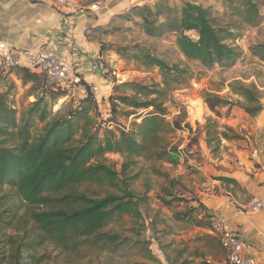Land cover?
I'll return each instance as SVG.
<instances>
[{"label": "trees", "instance_id": "obj_1", "mask_svg": "<svg viewBox=\"0 0 264 264\" xmlns=\"http://www.w3.org/2000/svg\"><path fill=\"white\" fill-rule=\"evenodd\" d=\"M221 1L229 13L228 23H220L209 9L190 2L180 10L160 1L153 8L144 5L133 10L139 11L142 30L148 38L173 35L176 47L187 61L198 63L206 71L215 67L228 70L242 57L236 45L241 33L248 27H258L262 16L255 0ZM259 1L264 4V0ZM249 51L264 62V43L250 47ZM116 54L120 60L133 62L147 71L157 69L160 83L113 85V94L108 98L111 119L107 123L116 122L114 117L120 106L124 120L133 119L128 127L114 130L95 127L94 93L81 78L78 84L84 88L85 98L77 107L72 108L69 101V108L61 107L53 114L46 98L63 99L68 89L48 90L44 77L28 69L0 71L15 74L22 85L30 84L32 93L38 92L20 116L9 99L10 88L0 92V264H42L49 258L43 253L48 247L72 261L87 251L116 255L126 249L154 261L151 242L141 237V209L147 206V199L132 190L136 177H129V171L137 159L171 163L173 155L177 158L176 149L165 138L181 129L184 122L177 118L167 120L166 103L170 93L187 87L192 77L186 68L167 64L143 46L119 48ZM122 87L128 88L130 94L119 95ZM228 88L242 100L237 105L247 116L255 118L263 111L260 91L254 84L233 82ZM202 100L218 119L228 117L234 106L209 92L203 94ZM140 111L146 114L139 115ZM38 124L42 127L38 128ZM203 131L208 147L235 138L228 135L232 134L230 129L219 131L218 124L210 119ZM109 154L124 157L119 172L104 163ZM214 180L225 186H238L227 177ZM93 185L106 187L109 193L99 197L96 192L89 195L81 190ZM160 201L171 208L170 201ZM196 202V206L185 211H174L173 219L210 232L212 217L202 203ZM125 217L135 224L141 222L136 239L108 232L111 224Z\"/></svg>", "mask_w": 264, "mask_h": 264}, {"label": "rangeland", "instance_id": "obj_2", "mask_svg": "<svg viewBox=\"0 0 264 264\" xmlns=\"http://www.w3.org/2000/svg\"><path fill=\"white\" fill-rule=\"evenodd\" d=\"M76 1L83 7H87L97 0ZM158 1L176 10H180L184 3L190 2L209 9L213 17L219 19L220 23L230 21L229 13L226 12V6L221 0H157L136 7L148 5L153 8ZM255 1L258 3L262 16L261 24L256 28L248 27L241 33L236 45L242 51V57L228 70L215 67L206 71L198 63L187 61L176 47V38L173 35L161 39L148 38L142 30L139 11L133 10L136 7H130V4L118 12L109 8V24H103L95 29L89 28L86 38L95 39L98 42V57L102 64L100 74L107 82L104 81L102 88H98L99 91L91 88L97 104V112L92 116L95 127L101 130L105 128L114 130L128 127L129 122L133 121V119L124 120L122 116L124 109L120 106L119 114L114 117L116 122L107 123L111 119L108 98L113 94V85L132 82L143 85L160 83L157 69L147 71L133 62L120 60L116 54L119 48L134 45L143 46L167 64L186 68L189 72L188 75L192 77L187 87H179L176 91L171 92L166 103L167 120L172 122L177 118L178 121L184 123L181 129H175L165 139L172 149H176L175 152L181 148L186 157L178 159L173 155L171 163L137 159L136 165L129 171V177H136L131 184L132 190L138 195H145L147 199V206L141 209L144 223L141 237L145 241L151 242L154 261L144 258V255L137 251L127 249L116 255L87 251L72 261L71 258L68 259L58 250L48 247L43 250V253L49 255V258L42 264H207V260L204 258L205 248L212 237L211 234L208 230L175 221L173 212L185 211L188 207L196 206V201L204 199L207 215L213 217V210L207 201L212 195H220L225 190L221 183H213L215 176L211 174L204 176L202 168L205 158L233 165L242 157L244 161L252 162L255 160L254 150L260 147L264 149V62L253 57L249 51L250 47L264 43V4H261L259 0ZM10 75L0 73V92L10 88L9 99L20 116L34 102L33 95L38 97V92L32 93L30 84L22 85L14 74ZM233 82H241L244 85L254 84L258 88L263 111L257 117L251 118L239 108L237 103H241L242 100L233 95L228 88ZM105 85H107L106 88H104ZM128 90V88L122 87L117 93L129 95ZM205 92L217 94L234 105L232 108L234 112L231 116L236 120L232 122L231 127L227 126L228 119H218L206 106L202 120L197 121L201 110H198L196 120L187 115L185 110L187 105L196 108L199 105L197 99L203 101ZM85 96L84 88L78 82H73L65 98L58 101H50L49 98L46 100L54 114L61 107L69 108L66 105L69 101L72 108L77 107L78 102ZM225 111L226 109H223L222 113ZM138 114L145 115L146 112L140 111ZM208 119L218 124L219 131L230 129L232 134L228 133V135H233L235 138L231 141L221 140L219 145L215 143L208 147L204 142L203 131ZM186 125L189 126L191 132L188 131ZM37 127H42V124H38ZM239 152L242 154L238 155ZM124 162V157L116 154L106 155L104 161L116 172L120 171ZM257 167L260 168V165L257 164ZM81 190L87 191L89 195L96 192L99 197L109 193L106 187L96 185L82 187ZM160 198L170 201L171 208L164 207ZM140 223L135 224L131 219L125 217L122 221L111 224L107 230L110 233L119 234L123 238L136 239L135 235L140 230ZM209 262L208 264H212L211 260Z\"/></svg>", "mask_w": 264, "mask_h": 264}, {"label": "crops", "instance_id": "obj_3", "mask_svg": "<svg viewBox=\"0 0 264 264\" xmlns=\"http://www.w3.org/2000/svg\"><path fill=\"white\" fill-rule=\"evenodd\" d=\"M97 2H102L104 7L88 11L85 15L62 16L53 6V0H0V41L17 49H24L36 34H45L53 48L71 63L74 75L97 91L106 81L100 74L102 64L98 57V42L86 38V34L89 28L109 24L110 10L118 12L125 9L129 0H97L90 5ZM82 29H87V33L83 34ZM233 112L231 110L230 115L225 118L228 119L225 121L229 127L236 120L231 116ZM240 154L242 153L239 152L238 155ZM254 155L255 160L252 162L244 161L242 157L233 165L205 158L202 172L204 176L211 174L215 178L227 177L237 182V187L221 184L225 191L220 195H212L207 202L210 203L213 214L222 216L238 235L243 244V256L253 262L264 263V207L256 213L249 209L252 199L264 201L263 147L254 150ZM257 164L260 168H256ZM199 202L206 207L204 199ZM209 240L205 248L206 263L211 260L212 264H227L225 252L217 240L213 236Z\"/></svg>", "mask_w": 264, "mask_h": 264}, {"label": "built area", "instance_id": "obj_4", "mask_svg": "<svg viewBox=\"0 0 264 264\" xmlns=\"http://www.w3.org/2000/svg\"><path fill=\"white\" fill-rule=\"evenodd\" d=\"M53 6L56 7L62 16L65 15H85L86 12L96 11L104 7L102 2L94 3L88 7H83L76 0H53ZM64 18V17H63ZM82 33H87V29H82ZM28 69L41 74L46 82V88L51 91L58 89H69L73 82L79 79L74 76L73 67L69 61L59 54L45 34H36L34 39L24 49L11 47L9 44L0 41V71L8 73L11 70ZM96 90V89H93ZM199 105L194 108L187 105L186 113L193 120L201 110L197 121L204 118L205 105L201 99H197ZM178 159L185 156V152L178 148L176 152ZM264 201L258 198L251 200L249 209L256 213L263 209ZM211 235L217 240L220 248L225 252L227 264H264L262 262H253L243 256V244L238 235L231 229L228 222L219 215L212 217Z\"/></svg>", "mask_w": 264, "mask_h": 264}, {"label": "water", "instance_id": "obj_5", "mask_svg": "<svg viewBox=\"0 0 264 264\" xmlns=\"http://www.w3.org/2000/svg\"><path fill=\"white\" fill-rule=\"evenodd\" d=\"M153 1H157V0H129V4H130V7H136V6H139L141 4L151 3ZM208 216H210V215L208 214Z\"/></svg>", "mask_w": 264, "mask_h": 264}]
</instances>
